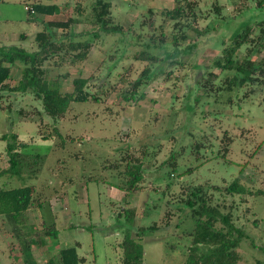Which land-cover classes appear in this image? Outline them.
Returning <instances> with one entry per match:
<instances>
[{"label":"rangeland","instance_id":"obj_1","mask_svg":"<svg viewBox=\"0 0 264 264\" xmlns=\"http://www.w3.org/2000/svg\"><path fill=\"white\" fill-rule=\"evenodd\" d=\"M96 1L0 0V59L10 47L36 50L35 35L44 22L79 16L75 6L81 3L85 11L73 33L94 42L88 58L73 63L56 56L44 66L47 77L58 79L63 92L73 91V79L82 76L90 80L89 90L100 96L98 101L72 103L55 124L32 92L0 90V190L34 186L35 198L42 202L22 220L14 218V224L0 214V264L24 262L19 253L24 234H14L12 225L28 227L25 231L33 236L39 264L71 246L86 258L82 264H123L120 243L126 232L131 229L138 237L139 226L161 222L168 215V227L137 238L144 247L143 264H186L196 226L181 199L200 184L213 204L233 205L234 219L245 233L237 264H264V85L250 81L241 85L239 75L232 81L233 72L221 73V67L214 66L222 47L249 23L256 25L252 38L264 42V2L217 0L223 8L215 12L214 0H197L198 24L210 26L207 34L189 32L182 47L192 45V52L182 54L175 67L168 62L152 64L154 72L137 91L144 97L136 101L123 95L130 89L128 77L136 78L145 66L134 54L163 56L171 50L174 21L161 13L178 1L105 0L112 3L111 24L121 28L100 31L95 38L91 32L97 29L92 22ZM38 2L58 4L62 10L51 16L28 10ZM239 5L241 12L236 11ZM162 31L168 44L157 48L160 41L153 43L151 36ZM248 46L238 51L240 56ZM250 56L264 60V48H255ZM23 67L22 61L14 64L10 85L19 81ZM210 70L219 76L207 79ZM228 78L232 87L225 82ZM205 83L214 84V89ZM54 127L58 129L52 136L42 137V130ZM13 133L27 143L21 147L27 161L21 175L6 170ZM3 134L10 138L2 139ZM143 155V180L137 191H130L126 161ZM237 177L254 193L227 194L225 187ZM130 207L138 213L133 221L120 214ZM43 221L56 226L58 234L45 236ZM41 237L44 244L38 241Z\"/></svg>","mask_w":264,"mask_h":264},{"label":"trees","instance_id":"obj_2","mask_svg":"<svg viewBox=\"0 0 264 264\" xmlns=\"http://www.w3.org/2000/svg\"><path fill=\"white\" fill-rule=\"evenodd\" d=\"M177 1L178 4L175 7L164 9L161 13L168 20L174 21L172 25L171 50H167L163 56L145 51H137L134 54L137 60L145 62V66L136 78L128 77V87L130 89H126L123 93L126 100L134 99L137 101L139 97H144L142 94L138 97L137 91L147 81L146 78H150L151 73L154 72L151 68L152 64H157L159 67L162 66L161 64L168 62L169 66L175 67L181 63L178 58L182 57V54L186 55L192 52V45L182 47L184 42L189 38L191 30L198 36L207 34L210 26L206 25L200 28L198 24L201 15L197 10V0ZM263 2V0H260L258 4H262ZM239 6H237L236 11L241 12L244 8L243 5ZM75 7L78 9L76 13L81 16L85 8L81 3H77ZM111 7L112 3L105 0H97L94 3L92 22L97 26V29L92 31L91 34L95 38H98L100 31L112 32L121 28V26L111 24ZM27 8L32 13L37 11L46 16L54 15L62 10L58 4H43L41 2L35 3L32 7L27 6ZM222 8L223 6L217 0L213 1V11L220 12ZM79 16L70 15L67 19L62 20H43V22L45 21L43 29L35 35L37 49L34 51H28L25 48L19 47H10L4 50L2 47L4 52H2L0 59V90L8 89L11 93L13 91H21L22 93L32 92L42 102L44 112L52 117L55 124L59 119L65 117L72 103L90 101L92 99L94 101L100 100V96L89 90L90 80L88 78L82 76L74 78L73 91L63 92L58 79L47 77V71L44 66L46 61L56 56H59L62 61L70 59L73 63L88 58L94 42L88 39L85 34L79 35L73 33L74 25L82 20ZM255 26V24L249 23L246 25V28L239 30L231 36L230 41L222 47L221 58L214 61V66L218 65L221 67V73L233 72L234 77L231 79L232 81L238 79L237 76L239 75L241 85L249 81L259 86L264 85V60L256 61L250 56V52L255 48H258V50L264 48V42L252 38ZM57 30L62 31V33L58 34ZM24 36L22 34V37ZM151 38L153 43L156 40L160 41L157 48H161L163 44H168L163 31L160 35L153 34ZM244 44L249 46L245 49L246 53L240 56L238 51L242 49ZM259 45L260 47H257ZM17 61H22L24 67L19 81L15 85H10L9 79L13 66ZM5 62L10 65H4ZM170 73L171 71L168 74ZM218 76L219 73H215L213 70L208 71L205 75L209 80ZM122 78L127 79V75ZM232 81H229L228 78L225 82H228L229 87H232ZM213 85L205 83L204 87L212 86V89H214ZM20 113L24 114L23 116L27 114H25L24 110L20 111ZM56 129L58 127H54L53 131L50 129L46 131L42 130V137L47 138L52 136ZM10 137L11 141H8L7 144L9 165L6 170L13 175H21L24 173L27 165L26 156L23 154L24 152L21 150V147L26 146L27 143L21 142L16 133H13ZM10 137L7 134L2 135V139L4 140H8ZM1 158L2 154L0 153ZM145 158L146 155H143L142 159L135 157V161H126L127 189L130 191H137L140 187L139 183L144 177L142 169ZM37 172L33 175L36 176ZM218 188L221 189L220 187ZM225 191L227 194L254 193L253 191H248L247 187L238 177L225 187ZM36 193L38 194V191L35 187L29 185L13 189H1L0 214H5L12 224H14V218L18 217V219L22 220L32 208L41 207L42 202H37L35 198ZM39 196L41 198V195ZM181 200L185 207L190 208L191 216L195 219L196 226L186 264H237L241 257L238 247L245 233L234 219L233 210L230 208L233 205L227 206L223 203L213 204L211 194L205 190V186L202 184L187 190V193L182 196ZM227 207L228 211H224ZM20 213H22V216L19 215ZM120 214H125L127 220L133 221L138 213L135 207H130ZM168 218L169 215L166 218H162L161 222L156 221L149 226H139L137 230L138 237L132 236L131 229L126 232L120 243L123 249V264H143L144 247L137 238L141 240L149 232L159 230L161 226L165 225L168 227L170 225ZM43 226L42 232L45 236L58 234L56 226H48L44 221ZM25 228L28 227L25 225L23 227L12 225V232L14 234L16 233L17 236L21 237V233L24 234L22 237L23 245L20 246L19 253L24 257L23 264H38L33 255V236L28 237ZM31 228L29 227V229ZM44 237L39 238L38 241L41 239V242L44 244ZM85 261L86 258L79 255L77 247L71 246L61 249L57 255L48 257L44 264H82Z\"/></svg>","mask_w":264,"mask_h":264},{"label":"crops","instance_id":"obj_3","mask_svg":"<svg viewBox=\"0 0 264 264\" xmlns=\"http://www.w3.org/2000/svg\"><path fill=\"white\" fill-rule=\"evenodd\" d=\"M39 250V249H38ZM42 252L41 250L39 251V253ZM33 254H34V248H33ZM41 254V253H40ZM37 260V259H36ZM46 261V260H45ZM39 264V263H38Z\"/></svg>","mask_w":264,"mask_h":264}]
</instances>
